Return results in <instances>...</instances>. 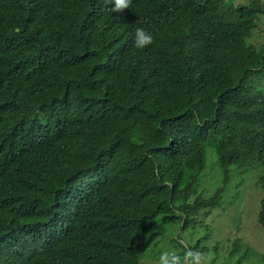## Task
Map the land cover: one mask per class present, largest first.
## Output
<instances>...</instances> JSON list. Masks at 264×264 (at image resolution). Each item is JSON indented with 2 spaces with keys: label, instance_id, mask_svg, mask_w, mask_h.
<instances>
[{
  "label": "trees",
  "instance_id": "trees-1",
  "mask_svg": "<svg viewBox=\"0 0 264 264\" xmlns=\"http://www.w3.org/2000/svg\"><path fill=\"white\" fill-rule=\"evenodd\" d=\"M165 8L0 0V264H143L221 202L191 200L207 152L264 192V0Z\"/></svg>",
  "mask_w": 264,
  "mask_h": 264
},
{
  "label": "rangeland",
  "instance_id": "rangeland-1",
  "mask_svg": "<svg viewBox=\"0 0 264 264\" xmlns=\"http://www.w3.org/2000/svg\"><path fill=\"white\" fill-rule=\"evenodd\" d=\"M234 2L239 4L241 0ZM257 38L254 33L250 43L260 41ZM258 170L261 172L260 168ZM260 175L252 168L247 174L225 182L216 158L207 152L206 169L198 178L194 174L196 193L191 200H209L218 189L224 188L221 202L212 213L201 216L200 224L194 228L183 230L178 223L168 225L163 239L142 256L145 257L143 264H156L161 251L176 249L180 252L177 246L200 250L214 264H236L239 260L240 264H264V229L259 222L264 192L257 185Z\"/></svg>",
  "mask_w": 264,
  "mask_h": 264
},
{
  "label": "clouds",
  "instance_id": "clouds-1",
  "mask_svg": "<svg viewBox=\"0 0 264 264\" xmlns=\"http://www.w3.org/2000/svg\"><path fill=\"white\" fill-rule=\"evenodd\" d=\"M105 2H109L114 12L130 14L132 19L139 16L146 23L159 22L166 16L165 0H144L136 5L132 4V0H105ZM128 10H130L129 13H127ZM152 43V33L150 34L144 28L136 29L134 39L136 48L143 49ZM176 215L179 216L181 213L177 212ZM180 252L176 249L161 251L156 264H210V257L200 250L188 249L183 257Z\"/></svg>",
  "mask_w": 264,
  "mask_h": 264
}]
</instances>
